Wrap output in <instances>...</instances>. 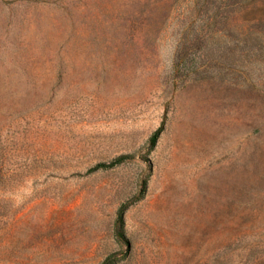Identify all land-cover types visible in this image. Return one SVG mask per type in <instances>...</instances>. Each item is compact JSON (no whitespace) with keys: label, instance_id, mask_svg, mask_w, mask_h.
Returning a JSON list of instances; mask_svg holds the SVG:
<instances>
[{"label":"rangeland","instance_id":"rangeland-1","mask_svg":"<svg viewBox=\"0 0 264 264\" xmlns=\"http://www.w3.org/2000/svg\"><path fill=\"white\" fill-rule=\"evenodd\" d=\"M0 264H264V0H0Z\"/></svg>","mask_w":264,"mask_h":264},{"label":"trees","instance_id":"trees-1","mask_svg":"<svg viewBox=\"0 0 264 264\" xmlns=\"http://www.w3.org/2000/svg\"><path fill=\"white\" fill-rule=\"evenodd\" d=\"M160 134V129H158L153 135L152 137L150 138V143H151V146H153L156 142V139L158 138V135ZM120 162V159H116L114 162H112L110 165H113V164H116V163H119ZM100 166H106L104 164H100ZM99 167V166H98ZM119 219L120 221L122 220V215L119 216Z\"/></svg>","mask_w":264,"mask_h":264}]
</instances>
